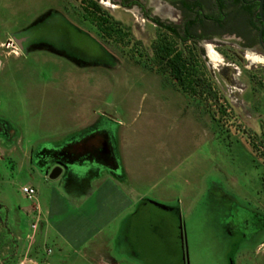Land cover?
I'll use <instances>...</instances> for the list:
<instances>
[{
    "label": "rangeland",
    "instance_id": "374dc122",
    "mask_svg": "<svg viewBox=\"0 0 264 264\" xmlns=\"http://www.w3.org/2000/svg\"><path fill=\"white\" fill-rule=\"evenodd\" d=\"M89 1L0 0V264H94L79 249L88 237L110 244L91 257L121 264H264V227L226 224L231 212L264 215V62L245 57L264 54L231 37L184 42L134 9L93 0L94 12ZM63 19L95 65L44 45L21 55L12 40ZM165 41L193 56L202 92L183 91L156 60ZM207 45L221 65L209 62ZM103 140L105 155L83 153ZM61 148L87 165L75 168L82 176H45L42 160Z\"/></svg>",
    "mask_w": 264,
    "mask_h": 264
},
{
    "label": "flooded vegetation",
    "instance_id": "af4514ba",
    "mask_svg": "<svg viewBox=\"0 0 264 264\" xmlns=\"http://www.w3.org/2000/svg\"><path fill=\"white\" fill-rule=\"evenodd\" d=\"M115 1L119 4V7H123L126 10L134 9L138 15H141L144 19L154 24L156 27L166 29L170 27L174 29L175 35L179 39L187 41H195L197 43L201 41L220 39L222 37H231L234 41H237L244 49H253L258 53L264 54V49L259 42V33L261 31V38L264 43V23L259 15L258 0H108ZM96 2V1H95ZM102 3V0H100ZM89 6H91V3ZM98 5V4H97ZM99 6V5H98ZM171 15L173 17L171 18ZM263 16H264V2H263ZM98 21L96 25L99 27ZM49 24H35L29 29L12 37V40L17 45L21 55L29 52L32 47L38 45H44L50 51L59 53L67 59H72L76 63L95 65L97 59H91L88 56L87 51L81 49L72 44L71 35L69 29H74L72 23L63 19L59 23L56 22ZM106 24V23H105ZM46 28L50 30V34L47 35L40 33L41 29ZM78 34L85 36L89 40L95 42L92 37L80 31L75 27ZM44 30V29H43ZM53 31V33H52ZM171 33V32H170ZM109 36V35H107ZM11 39L8 40V43ZM51 41L61 42L66 44L67 50L59 49L55 47ZM97 52L103 53L101 47L96 43ZM252 50V51H253ZM0 133H5V126L0 122ZM105 140L100 144V148L93 149L87 147L83 149L84 154H96L101 152L105 155L106 144ZM75 146H73L74 148ZM83 147V148H84ZM66 148H61L58 153V157H46L43 161L42 168L44 173L47 169L51 170L54 166L59 165L62 168L60 177L63 179L78 178L82 176L80 172L81 168L85 166L84 163H80L78 160L70 162L68 155L69 152ZM101 149V150H99ZM73 154L77 152L72 151ZM93 153V154H92ZM75 170H78L76 172ZM46 175V174H45ZM241 214L236 215L231 212L227 216L226 224L230 228H238L242 230H252V233H257L258 229L264 227V215L259 211H243ZM256 221L259 224H256ZM263 242L258 243L261 245Z\"/></svg>",
    "mask_w": 264,
    "mask_h": 264
},
{
    "label": "trees",
    "instance_id": "16d2710c",
    "mask_svg": "<svg viewBox=\"0 0 264 264\" xmlns=\"http://www.w3.org/2000/svg\"><path fill=\"white\" fill-rule=\"evenodd\" d=\"M92 10L97 12L100 10V7L93 0L89 1ZM93 18H99L96 15L92 16ZM93 19V20H95ZM99 26L104 32L108 35L112 34L113 28L111 25H104L107 23L106 18H99ZM166 30L171 32L173 36L175 35L174 29L166 27ZM184 41V39H182ZM185 42V41H184ZM195 42V41H193ZM155 58L158 62L163 63L165 69L170 73V75L176 80L177 84L185 92L195 94L198 91H203L204 80L198 75L197 66L194 64V59L191 54L186 56L182 50H177L172 42L165 41L160 43L155 49Z\"/></svg>",
    "mask_w": 264,
    "mask_h": 264
},
{
    "label": "crops",
    "instance_id": "0c3cea01",
    "mask_svg": "<svg viewBox=\"0 0 264 264\" xmlns=\"http://www.w3.org/2000/svg\"><path fill=\"white\" fill-rule=\"evenodd\" d=\"M86 164H90V163L88 162ZM85 166H87V165H85ZM99 177H101V173L98 171V172H96L94 174V176H92V178H89V180L91 179L90 183H93V182L95 183V181H96L95 179H97ZM100 188L101 187L99 186V189ZM83 195L85 196L86 194L83 193L82 196ZM79 197H81V196H79ZM105 228H106V226L102 225L101 227L97 228L95 231L97 233H102ZM89 238L90 237H88L86 240H84L82 245L79 246L80 252L82 254L81 256L83 258L89 259L94 264H121V260L120 259H117V258H115L113 256L111 257V255H109V257H107V258H105L102 253L100 254L101 255L100 258H96V256L95 257H91V255H90V251L95 252L94 254H96L97 251H103L104 249L109 248L110 244H109L108 241H107V244L104 245V242H105L104 240H108L109 236L107 238H102V239H104L103 240L104 242H100L99 245H87V243L89 242ZM109 240H110V238H109Z\"/></svg>",
    "mask_w": 264,
    "mask_h": 264
},
{
    "label": "bare ground",
    "instance_id": "6f19581e",
    "mask_svg": "<svg viewBox=\"0 0 264 264\" xmlns=\"http://www.w3.org/2000/svg\"><path fill=\"white\" fill-rule=\"evenodd\" d=\"M206 57L208 58L209 62L214 66H219L223 62L221 56L215 51L214 47L211 45L206 46ZM245 57L251 63L264 62V59L262 57L250 52H247L245 54Z\"/></svg>",
    "mask_w": 264,
    "mask_h": 264
},
{
    "label": "water",
    "instance_id": "95a60500",
    "mask_svg": "<svg viewBox=\"0 0 264 264\" xmlns=\"http://www.w3.org/2000/svg\"><path fill=\"white\" fill-rule=\"evenodd\" d=\"M258 2H259L258 12H259V15H260L263 23H264V16H263V2H264V0H258ZM263 27H264V25H263ZM259 42H260L261 47L264 49V43H263L262 38H261V31L259 33ZM61 172H62L61 166L56 165L51 170L47 169L45 171V174L50 179H56V178H58L60 176ZM162 207L166 208L164 206H162Z\"/></svg>",
    "mask_w": 264,
    "mask_h": 264
},
{
    "label": "built area",
    "instance_id": "2783aa9c",
    "mask_svg": "<svg viewBox=\"0 0 264 264\" xmlns=\"http://www.w3.org/2000/svg\"><path fill=\"white\" fill-rule=\"evenodd\" d=\"M21 190L29 199L33 198L35 194V189L31 186H23Z\"/></svg>",
    "mask_w": 264,
    "mask_h": 264
}]
</instances>
